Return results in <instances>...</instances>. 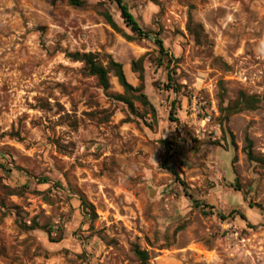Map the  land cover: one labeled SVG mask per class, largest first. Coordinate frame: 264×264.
Returning <instances> with one entry per match:
<instances>
[{"label":"rangeland","instance_id":"rangeland-1","mask_svg":"<svg viewBox=\"0 0 264 264\" xmlns=\"http://www.w3.org/2000/svg\"><path fill=\"white\" fill-rule=\"evenodd\" d=\"M83 1L0 0V264H264V0Z\"/></svg>","mask_w":264,"mask_h":264},{"label":"trees","instance_id":"trees-1","mask_svg":"<svg viewBox=\"0 0 264 264\" xmlns=\"http://www.w3.org/2000/svg\"><path fill=\"white\" fill-rule=\"evenodd\" d=\"M69 4L74 5V6H82L84 4L83 0H66ZM113 2H116L118 5V8L121 12V16L126 23L127 26L130 27V29L134 32V34L137 37H146L151 34V31L143 29V27L140 25L134 14L131 12L129 6L126 4L124 0H111ZM102 15L104 19L106 20L107 23H109L113 28L118 29V25L112 16V14L108 10L102 11ZM156 43L159 46V52L161 54V57L159 59V64H163L164 62V54L168 56V53L165 51V45L162 41V39L156 37L155 39ZM74 59L76 60H81L84 62L86 65L89 73L91 75H94L97 79L99 84L105 89L108 90L110 88V69L106 67L101 61L98 60L96 55L94 53H74L73 55ZM171 60H168V64L170 65ZM111 69L115 70L116 76L119 79L120 84L123 86L125 90V95H120V99L127 102L128 104L132 105V103L129 101L127 98V95L130 94L132 91H134L137 88H134L131 83L128 82L126 75L124 73V70L122 68L121 63L111 61ZM170 76V75H169ZM143 79L141 75V80ZM169 84H173L172 80H170ZM170 87V85H168ZM172 120H176L175 117H172ZM247 156L250 160L252 161H257L261 163L264 166V158L258 157L253 153V142L252 140L248 139L247 140V146L245 149ZM172 173L176 176L178 180H180L179 175L173 170ZM182 184H185L183 181H181ZM85 209L87 208L88 205H86V201L81 198ZM195 205L199 206L200 204L198 203L197 200H194ZM245 216V215H242ZM135 253L138 256L140 263L141 264H150L149 263V256L146 250H141L140 248L136 247L135 248Z\"/></svg>","mask_w":264,"mask_h":264},{"label":"built area","instance_id":"built-area-1","mask_svg":"<svg viewBox=\"0 0 264 264\" xmlns=\"http://www.w3.org/2000/svg\"><path fill=\"white\" fill-rule=\"evenodd\" d=\"M241 76L244 77V79H246V75L244 73H241Z\"/></svg>","mask_w":264,"mask_h":264}]
</instances>
